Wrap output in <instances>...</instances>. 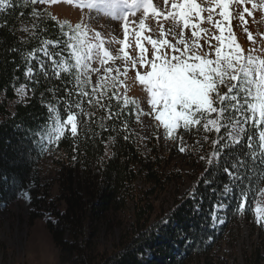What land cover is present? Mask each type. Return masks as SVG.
<instances>
[{
    "label": "trees",
    "instance_id": "16d2710c",
    "mask_svg": "<svg viewBox=\"0 0 264 264\" xmlns=\"http://www.w3.org/2000/svg\"><path fill=\"white\" fill-rule=\"evenodd\" d=\"M35 13L28 0H5L0 6V213L28 193L30 221L49 215L46 226L62 264H190L211 254L230 264L218 250L236 238L240 219L257 223L254 206L264 191L259 138L264 125L246 123L243 108L238 111L235 101L220 102L214 95V106L225 109L220 131L206 129L204 119L181 125L184 146L201 150L202 158L191 187L170 193L171 181L180 185L185 173L171 167L157 142L144 150L134 128L135 103L113 84L94 96L75 66L72 29L48 11ZM22 85L30 92L11 108ZM239 100L243 105V92ZM68 115L75 117V134L66 125ZM238 119L245 127L236 142L229 133ZM45 159H51L54 179L44 172ZM140 176L145 188L137 189ZM162 193L169 199L159 208L156 196ZM130 202L129 220L120 219ZM104 225L111 234L117 227L119 235L102 250L95 237ZM244 258L245 264H264L262 244Z\"/></svg>",
    "mask_w": 264,
    "mask_h": 264
},
{
    "label": "rangeland",
    "instance_id": "374dc122",
    "mask_svg": "<svg viewBox=\"0 0 264 264\" xmlns=\"http://www.w3.org/2000/svg\"><path fill=\"white\" fill-rule=\"evenodd\" d=\"M33 1V0H29ZM259 2V0H255ZM89 0H55V2H36L34 9L35 15L42 11H48L60 23L69 26L74 34L72 36V45L77 44L78 40H83L85 49L87 46H93L91 59L86 61L87 69L80 68L79 73L85 83H90L95 96H99L101 92L108 89L111 84L117 86L120 94L125 95L127 99L133 100L135 103V111L137 113V121L134 128L139 135L141 144L146 152L151 150V143L157 142L160 146L164 159H170L172 166L182 168L185 173L182 176L184 179L181 184L178 181L172 180L169 189L170 193H175L180 189L183 193L189 189L194 183V175L196 173L199 159L202 158L201 150L186 148L185 141L179 138V131L181 125L173 130L171 135L166 134L161 121L156 120L157 113L152 111V105L148 102L149 94L146 87L139 83L136 79L137 68H133L130 63L126 64L124 53L129 57L138 58L139 49L136 46V32H141L142 36L151 37L152 39L161 40L166 39L177 47H183L178 41L181 39L179 35L180 25L171 19H165L163 15L156 16L149 10L145 15L141 8L134 14L131 12L127 16V23L129 33L127 38L124 34V20L113 19L107 14V10L101 8H92L88 6ZM201 7L207 8L209 6L208 0H197ZM152 4L156 10L161 13H166L171 8V0L166 5L165 0H152ZM252 9V3L240 4L236 0H231L229 4V19L224 21L223 17L219 15L220 9L216 8L213 13V20L219 21L230 30L236 43L243 50L244 55L249 52L253 56L264 59V10L255 9L252 14L244 12V8ZM243 13L244 19L241 20ZM36 15V16H37ZM206 17L207 12L203 13ZM144 21V29L140 28V21ZM209 23L206 19L200 24L201 28L207 30V34L201 33L199 37L200 49L199 54H209V57H214V47L218 41L215 36L220 35L215 23ZM163 28V35L161 34ZM190 28L184 29L183 39L191 43L193 37ZM98 34V35H97ZM228 32H225L227 35ZM251 36V39H249ZM103 41L104 48L110 53V59H105L102 64L95 49V45ZM141 43L151 52V45L146 40H141ZM126 45V47H125ZM123 48V51L121 49ZM171 54V49H167ZM75 57V55H74ZM76 61V57H75ZM139 67V66H138ZM107 69H111L106 73ZM119 69V73L117 72ZM126 69V71H125ZM143 71V69H140ZM113 77H116L115 82ZM105 86L101 87L100 85ZM222 85V86H221ZM219 86V93L221 96L231 86L230 83L221 84ZM29 90L25 86L18 89L15 99H13L9 106L14 107L17 101L25 99L29 94ZM245 125L239 119L236 120L231 127L232 137H240L242 132L240 128ZM176 145L178 149H172ZM184 149V151H181ZM172 150V154H169ZM44 172L48 178L54 179L55 168L51 159H45L43 162ZM53 183L54 196L59 193L58 183ZM137 189L145 188L143 178L140 176L135 181ZM139 191V190H138ZM170 195V194H169ZM169 196L162 193L156 196V206L163 207ZM259 204L264 207V191L259 195V198L254 206ZM128 210L119 212L122 220H129L132 214L134 205L129 203ZM30 205L28 193H25L19 200L14 201L10 206L4 208L0 213V264H62L59 258V249L52 239V236L46 226L48 214L40 216L33 221L29 218ZM255 213V211H254ZM236 230V238L231 239L230 244H223L220 251L224 256L229 258L230 264H245L244 254L253 250L255 247L263 246L264 252V225H252L247 220L240 219ZM119 235L118 228H114V234L107 232V226H102L100 236L95 237L99 242V247L104 250L114 244ZM217 252H214L215 254ZM190 264H222L218 261L216 256L200 257Z\"/></svg>",
    "mask_w": 264,
    "mask_h": 264
},
{
    "label": "snow or ice",
    "instance_id": "6c2138e0",
    "mask_svg": "<svg viewBox=\"0 0 264 264\" xmlns=\"http://www.w3.org/2000/svg\"><path fill=\"white\" fill-rule=\"evenodd\" d=\"M4 2L5 0H0V6H3ZM36 2L38 0H33V3ZM39 2L43 3L45 0H39ZM49 2H55V0H49ZM230 2L231 0H208L209 6L204 8L197 3V0H171L170 10L161 13L154 8L152 0H89V7L107 10V14L111 15L113 19L125 21L123 25L125 38L129 33L127 16L130 12L134 14L141 8L145 15L151 10L154 15H163L165 19H171L180 25L181 39L178 43L183 45L182 48L166 39L156 40L142 36L141 32H136L138 58L129 57L126 52L124 53L126 64L130 63L133 68H137L136 79L146 87L149 94L148 102L152 105V111L157 113L155 118L162 122L168 135H171L173 130L181 125V122L187 128L192 124H198L201 119L206 120L204 124L206 129L215 128L219 132L220 117L225 109L223 107L218 109L214 106V95L220 102L235 101L232 107L238 111L243 108L240 115L246 123L251 122L257 127L264 125V59L253 56L251 52L244 55L231 31L226 29L221 22L213 20L216 8L220 9L219 15L223 17L224 21L229 19ZM236 2L240 4L252 3V9L244 8V12L249 15L255 9L264 10V0H259L258 3L255 0H236ZM168 3L169 0H165V4ZM205 12H207L206 17L203 15ZM205 19L209 23L214 22L220 32V35L214 37L218 43L214 47V57L212 58L208 53L201 55L198 51L201 46L199 43L201 33L207 34V30L200 27L201 22ZM243 19L242 13L241 20ZM140 28L144 29L143 20L140 21ZM188 28L192 30L191 43L183 39L184 29ZM226 31L227 35H225ZM161 34H164L163 28H161ZM141 40H146L151 45L150 53ZM71 47L76 57V68L87 69L86 61L91 59L93 46L89 45L84 50V41L78 40V43ZM94 47L102 64L106 58H111L110 53L104 48L102 40ZM167 49H171V54ZM110 71L111 69H107L106 73ZM28 72L31 73L32 69L29 68ZM117 72L119 73V69ZM112 79L115 82L116 77ZM225 83L231 84L228 93L236 90L235 95H220L219 85ZM100 86L105 85L101 84ZM240 92L244 93L243 105L239 100ZM212 113H218L216 119L209 118ZM66 125H70L72 134L76 133L77 125L73 115L67 116ZM57 131L62 132L63 128L61 127ZM239 131L243 132L244 129L240 128ZM229 136L231 137L232 134L229 133ZM259 138L260 148L264 149V131L259 132ZM232 139L238 142V137H232ZM251 139L249 137V148L252 147ZM224 172L228 173V169L224 168ZM228 174L231 175V173ZM191 199L196 200L195 192L192 193ZM244 207L243 202L239 204L241 211L244 210ZM222 210V208L216 209L217 212ZM196 211L198 212L199 209L197 208ZM254 211L256 222L264 225V207L257 204ZM215 219L216 217L213 216L214 221ZM223 222V220L220 221V223Z\"/></svg>",
    "mask_w": 264,
    "mask_h": 264
}]
</instances>
